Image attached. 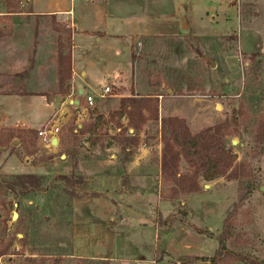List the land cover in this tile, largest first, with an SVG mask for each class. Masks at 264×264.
I'll return each instance as SVG.
<instances>
[{
    "label": "rangeland",
    "instance_id": "obj_1",
    "mask_svg": "<svg viewBox=\"0 0 264 264\" xmlns=\"http://www.w3.org/2000/svg\"><path fill=\"white\" fill-rule=\"evenodd\" d=\"M29 1L0 0V90L63 93V84L59 89L39 85L52 83L53 52L68 55L70 37L62 24L28 13ZM112 1L123 9L136 7L131 6L136 0ZM148 5L143 21L127 22L139 27L134 32L138 36H160H142L137 39L140 46H132L135 66L129 91L163 98L162 109L150 100L139 105L133 117L137 130L142 126L141 132L156 135V114L162 113L160 170L166 180L150 185V192L160 193L162 205L158 210L155 201L137 195L119 200L111 215L105 206H98L97 212L107 220L116 218L118 236L129 239L120 254L153 257L149 230L130 225L129 218L155 212L157 255L167 264L193 255L206 260L193 264H210L212 258L214 264H264V0H161V6ZM66 66L64 59L63 79ZM98 82L96 90L103 89L104 82ZM100 100L95 98L94 107L84 112L88 120L79 123L88 134L74 132L80 109L71 107L70 120L58 123L61 150L55 162L59 164V156L66 153L72 164L82 159L90 166L84 167L88 177L73 167L71 176L82 179L78 186L55 181L60 174L54 172L45 176L42 192L33 199L0 197V252L6 249L0 264H39L43 257L44 264H79L67 258L75 202L132 190L125 180L118 191L95 179L98 171L108 168L102 161L112 155L103 148L118 146L113 153L117 162L108 170L122 175L139 146L152 141L138 137L137 130V138H129L126 128L120 129L126 125L121 124L122 110L107 98ZM28 114L35 116L36 106ZM29 127L30 131L14 132L13 142L0 136V172L8 173L0 176L24 172L20 162L25 156L47 168L54 163L51 150L56 146L44 147L32 131L41 123ZM125 147L131 150L130 158ZM12 154L20 162L14 157L5 162ZM157 158L158 150H152L150 161ZM224 163L230 168L222 176L203 175L206 167L222 169ZM18 201L21 207L16 210ZM13 213L21 214L20 223L12 219ZM222 239L224 257L219 262L215 256Z\"/></svg>",
    "mask_w": 264,
    "mask_h": 264
},
{
    "label": "crops",
    "instance_id": "obj_2",
    "mask_svg": "<svg viewBox=\"0 0 264 264\" xmlns=\"http://www.w3.org/2000/svg\"><path fill=\"white\" fill-rule=\"evenodd\" d=\"M248 2L249 0H243ZM30 11L28 13L36 17H46L56 23L62 24L65 33L70 37V67L66 66L67 77L63 79L61 74V64L58 63V54L56 50L53 52L52 63V83L49 85L40 84V87H51L55 89L61 88L62 84L66 88L63 93L56 91L42 92H3L0 90V136H4L6 140L13 142V133L17 131H30L32 123H41L42 127L38 130H32L37 133L44 126L49 124L52 119L67 122L71 117V107L80 109L76 112L75 117L77 127L74 132L77 136L88 134L82 131L79 124L83 120H88L85 115L82 103L86 95H96L101 93L102 89H97L98 81L104 82V87L111 89L110 93L103 98L109 99L111 103L118 106L120 111V101L124 99H135L141 103H147L150 100H156L160 109H162V97L143 96L139 94H131L129 89L132 85L134 60L132 58L133 39H139L142 36H160L156 33L145 32L146 35L138 36L135 29L139 28L133 23L127 22L129 19L143 21L147 15L149 3L161 6V0H136L131 6L135 9L120 8L114 5L112 0H30ZM128 3V2H127ZM123 4H126L125 2ZM143 30L142 32H144ZM74 94L76 96L74 97ZM159 101H158V100ZM100 100V101H103ZM78 103L75 105L74 103ZM119 103V104H118ZM36 106V115L29 116L27 111ZM28 109V110H27ZM144 113L145 108H142ZM103 116L106 117L103 113ZM122 116L121 128H126V132L130 134L129 138H137L135 130L128 125V119L125 114ZM161 111L156 114L157 134L147 135L145 129L137 130L138 137L149 136L148 141H152L150 145L139 146L137 152L130 156L126 164H124V172L121 174L113 173L115 170H108L109 166H115L116 153L119 148L115 144L103 148L104 152H112L109 160H103L102 164H107L108 168L98 171L95 179L102 186L111 185L115 190L120 191L122 181L128 182L131 191H125L124 194L116 196L110 194H102V196L92 197L90 199L77 200L72 211V224L70 230L71 249L67 258L74 261H84V264H167V262L158 258L156 241L158 238L157 226L153 224V213L141 215L140 217L129 218V224L139 226L142 230H149L150 236L153 238L154 255L150 260H143L126 254H120L122 249L126 248L127 240L122 236H118L117 219L103 218L101 212H97L98 206L107 208V216L111 215L113 206L119 204V200L132 198L133 196H141L147 200L156 202V208H160V193L156 190L150 192V185L161 184L166 179L161 173L160 154L161 145ZM148 123V120L145 121ZM118 130L115 129V134ZM154 142V143H153ZM59 142L55 148H52L51 154H54L49 163V167L43 163H31L33 156H25L24 161L20 162L14 154L10 158H16L20 165L24 168V172L17 175H36L46 176L50 173H59L60 175L71 176L73 167L81 173L82 177H88V171L84 170L86 162L84 160L76 161L75 164L69 162L68 154L59 156V164L55 162V154L60 152ZM125 153L131 151L128 147L124 149ZM152 150L157 152L156 161H150ZM122 151V150H121ZM5 165V164H4ZM3 165V167H4ZM53 168L62 169L53 171ZM108 170V171H106ZM1 174H8L0 172ZM73 177V176H72ZM81 178V177H78ZM73 179H75L73 177ZM76 186V185H75ZM78 186V185H77ZM159 210V209H158ZM101 214V215H100ZM159 215H162L159 212ZM106 217V216H105ZM120 218V217H119ZM132 239H130L131 241ZM125 247V248H124ZM199 257L198 255H193ZM79 264H83L80 262Z\"/></svg>",
    "mask_w": 264,
    "mask_h": 264
},
{
    "label": "trees",
    "instance_id": "obj_3",
    "mask_svg": "<svg viewBox=\"0 0 264 264\" xmlns=\"http://www.w3.org/2000/svg\"><path fill=\"white\" fill-rule=\"evenodd\" d=\"M62 48V47H60ZM67 60V67H70V55H63L62 51L58 52V63L61 64L63 60ZM126 105V106H125ZM139 105H143L140 101L135 99H124L120 101V111L122 110L121 114H125L128 119L129 127L137 130V126L134 125L135 121L133 117L137 114L136 109ZM142 110V109H141ZM140 112V111H139ZM230 168L229 164L223 165L222 169H217V166L214 168L206 167L204 170V176L207 178H216L220 177L225 174L226 170ZM45 176H36V175H10V176H0V197L12 196L15 199L20 200H30L35 197L36 194L42 192L43 188V181H45ZM55 181L63 182L64 186L72 187L75 185H79L82 182L81 178L73 179L72 176L66 175H57L54 177ZM21 207V202H17L15 204L16 210ZM21 214L17 217V223L21 222ZM21 241V240H20ZM223 242L224 240L219 241V250L216 254V259H220L219 262L223 260L224 255L223 253ZM70 249H71V242H70ZM6 249L0 252V255H5ZM70 253L67 254L69 256ZM44 258V257H43ZM43 258L40 259L39 264H44ZM197 261H206L200 258H186V261L178 263V264H193ZM83 262L84 261H79ZM210 264H214L215 260L212 258L208 261ZM106 264V263H104ZM177 264V263H175Z\"/></svg>",
    "mask_w": 264,
    "mask_h": 264
},
{
    "label": "built area",
    "instance_id": "obj_4",
    "mask_svg": "<svg viewBox=\"0 0 264 264\" xmlns=\"http://www.w3.org/2000/svg\"><path fill=\"white\" fill-rule=\"evenodd\" d=\"M25 1H29V0H25ZM132 43H133V47L140 46V42L137 39H133ZM110 91L111 89L109 87H104L101 93L99 94L93 96L86 95L84 97V103L86 106L83 107V109L94 107L95 98L103 99L106 94L110 93ZM58 123H59L58 119H53V121H51L50 124H48V126L37 131L36 133L37 138L41 141L44 147L52 148L53 146H51V141L53 139H56L58 141V136L60 134V128H61L60 125H58Z\"/></svg>",
    "mask_w": 264,
    "mask_h": 264
},
{
    "label": "water",
    "instance_id": "obj_5",
    "mask_svg": "<svg viewBox=\"0 0 264 264\" xmlns=\"http://www.w3.org/2000/svg\"><path fill=\"white\" fill-rule=\"evenodd\" d=\"M183 27H185L186 28V26L183 24ZM75 105H77L78 103L76 102V103H74ZM57 140L56 139H53L52 141H51V146H56L57 145ZM17 217H18V215H17V213H13V216H12V219L13 220H16L17 219Z\"/></svg>",
    "mask_w": 264,
    "mask_h": 264
}]
</instances>
